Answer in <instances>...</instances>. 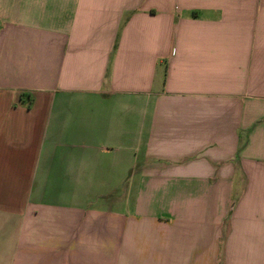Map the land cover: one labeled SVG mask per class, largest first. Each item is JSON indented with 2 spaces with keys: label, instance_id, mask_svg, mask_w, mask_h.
Returning a JSON list of instances; mask_svg holds the SVG:
<instances>
[{
  "label": "crops",
  "instance_id": "1",
  "mask_svg": "<svg viewBox=\"0 0 264 264\" xmlns=\"http://www.w3.org/2000/svg\"><path fill=\"white\" fill-rule=\"evenodd\" d=\"M0 264H264V0H0Z\"/></svg>",
  "mask_w": 264,
  "mask_h": 264
}]
</instances>
